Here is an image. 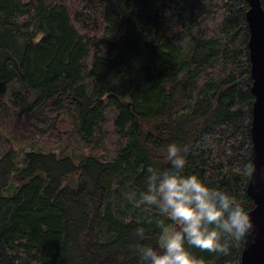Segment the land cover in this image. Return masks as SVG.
Segmentation results:
<instances>
[{"label":"trees","instance_id":"1","mask_svg":"<svg viewBox=\"0 0 264 264\" xmlns=\"http://www.w3.org/2000/svg\"><path fill=\"white\" fill-rule=\"evenodd\" d=\"M248 7L0 0V264H140L164 218L138 197L173 142L186 174L253 207ZM242 245L190 251L240 264Z\"/></svg>","mask_w":264,"mask_h":264},{"label":"clouds","instance_id":"2","mask_svg":"<svg viewBox=\"0 0 264 264\" xmlns=\"http://www.w3.org/2000/svg\"><path fill=\"white\" fill-rule=\"evenodd\" d=\"M187 146L175 142L166 148L165 159L170 167L146 169L145 188L139 206L153 210L164 219L157 221L160 229L158 247L137 243L135 251L140 264H205L190 248L208 252H226L228 241L244 242L253 228L249 212L229 192L212 187L195 173L186 174ZM255 165L249 161L244 175L252 177ZM135 198V193L129 199ZM169 220L171 223H165ZM136 237L145 239V231L137 228Z\"/></svg>","mask_w":264,"mask_h":264},{"label":"water","instance_id":"3","mask_svg":"<svg viewBox=\"0 0 264 264\" xmlns=\"http://www.w3.org/2000/svg\"><path fill=\"white\" fill-rule=\"evenodd\" d=\"M251 90L254 96L250 123V157L255 170L246 192L253 200L249 210L253 222L241 249L240 264H264V8L260 0H247Z\"/></svg>","mask_w":264,"mask_h":264},{"label":"rangeland","instance_id":"4","mask_svg":"<svg viewBox=\"0 0 264 264\" xmlns=\"http://www.w3.org/2000/svg\"><path fill=\"white\" fill-rule=\"evenodd\" d=\"M4 137L6 138V140L14 141V140L12 139V135H11V134H10V135L6 134V136L4 135ZM13 145H16V143L13 142ZM28 149H31V147H26V146H22V147H20V150H21L22 152H25V151L28 150Z\"/></svg>","mask_w":264,"mask_h":264},{"label":"bare ground","instance_id":"5","mask_svg":"<svg viewBox=\"0 0 264 264\" xmlns=\"http://www.w3.org/2000/svg\"><path fill=\"white\" fill-rule=\"evenodd\" d=\"M261 2V1H260ZM262 6V5H261ZM263 7V6H262ZM248 23V22H247ZM249 29V27H248ZM249 49V48H248ZM251 77V76H250ZM253 81V80H252ZM251 86H252V83H251ZM252 91V90H251ZM253 104V103H252ZM251 114H252V108H251ZM253 201V200H252ZM156 247V246H155ZM158 247V246H157ZM240 260H241V257H240Z\"/></svg>","mask_w":264,"mask_h":264}]
</instances>
